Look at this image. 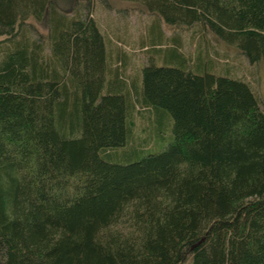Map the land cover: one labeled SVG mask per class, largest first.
Returning <instances> with one entry per match:
<instances>
[{"label": "trees", "instance_id": "16d2710c", "mask_svg": "<svg viewBox=\"0 0 264 264\" xmlns=\"http://www.w3.org/2000/svg\"><path fill=\"white\" fill-rule=\"evenodd\" d=\"M137 1L264 64V0ZM92 9L0 0V264H264V109L250 81L159 22L130 70ZM31 17L47 18L46 36L23 32ZM137 116L171 117L172 138L145 150Z\"/></svg>", "mask_w": 264, "mask_h": 264}, {"label": "rangeland", "instance_id": "374dc122", "mask_svg": "<svg viewBox=\"0 0 264 264\" xmlns=\"http://www.w3.org/2000/svg\"><path fill=\"white\" fill-rule=\"evenodd\" d=\"M95 9L91 14L96 16L102 29L107 32V36L112 41H118L123 47L122 53L126 54L128 65L131 69H136L142 62L146 45L148 44V27L159 22L162 32L167 36L179 34L183 40L184 47L195 54L199 41H202L203 47L207 49L210 57L213 58L220 73L225 71L231 76L243 75L250 81L261 101L264 109V64L261 62L250 63L248 59L234 45L227 44L217 38L211 32L195 31L197 28L176 29L171 27L160 19L158 14L149 12V10L137 0H92ZM56 6L63 12L72 15L81 12L84 14L90 10V0H54ZM89 7H86L88 6ZM158 19V20H157ZM160 19V20H159ZM27 24L30 28L23 30L25 34L32 37L46 36L49 32L47 18L38 21L31 17ZM7 34L0 33V53L3 48H10L11 44L6 43ZM201 39V40H200ZM144 42V43H142ZM149 45V44H148ZM149 47V46H148ZM184 49V48H183ZM169 118V117H168ZM172 118L166 119L164 124L155 123L147 124L139 116L132 122L133 132L136 136L142 137V147L147 150H157L172 138Z\"/></svg>", "mask_w": 264, "mask_h": 264}]
</instances>
